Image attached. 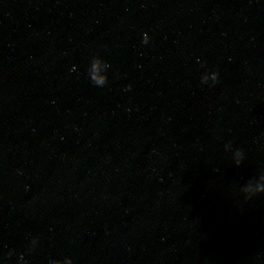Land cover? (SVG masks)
Masks as SVG:
<instances>
[{
    "label": "water",
    "instance_id": "1",
    "mask_svg": "<svg viewBox=\"0 0 264 264\" xmlns=\"http://www.w3.org/2000/svg\"><path fill=\"white\" fill-rule=\"evenodd\" d=\"M0 264H264V0H0Z\"/></svg>",
    "mask_w": 264,
    "mask_h": 264
},
{
    "label": "clouds",
    "instance_id": "2",
    "mask_svg": "<svg viewBox=\"0 0 264 264\" xmlns=\"http://www.w3.org/2000/svg\"><path fill=\"white\" fill-rule=\"evenodd\" d=\"M131 87V85H129V88Z\"/></svg>",
    "mask_w": 264,
    "mask_h": 264
}]
</instances>
